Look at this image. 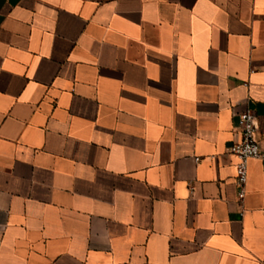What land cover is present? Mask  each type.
<instances>
[{"label": "crops", "instance_id": "1", "mask_svg": "<svg viewBox=\"0 0 264 264\" xmlns=\"http://www.w3.org/2000/svg\"><path fill=\"white\" fill-rule=\"evenodd\" d=\"M264 0H0V264H264Z\"/></svg>", "mask_w": 264, "mask_h": 264}, {"label": "built area", "instance_id": "2", "mask_svg": "<svg viewBox=\"0 0 264 264\" xmlns=\"http://www.w3.org/2000/svg\"><path fill=\"white\" fill-rule=\"evenodd\" d=\"M237 126L240 139L230 146V152L237 157L236 184L239 189L238 198L243 200L249 178V162L254 158H263L257 133L259 124L254 110L247 108L237 113Z\"/></svg>", "mask_w": 264, "mask_h": 264}]
</instances>
